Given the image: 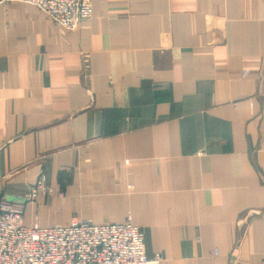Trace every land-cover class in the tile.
<instances>
[{"label":"crops","instance_id":"crops-1","mask_svg":"<svg viewBox=\"0 0 264 264\" xmlns=\"http://www.w3.org/2000/svg\"><path fill=\"white\" fill-rule=\"evenodd\" d=\"M92 3L75 29L0 4V196L44 175L27 226L130 219L149 264H264V0Z\"/></svg>","mask_w":264,"mask_h":264},{"label":"built area","instance_id":"built-area-1","mask_svg":"<svg viewBox=\"0 0 264 264\" xmlns=\"http://www.w3.org/2000/svg\"><path fill=\"white\" fill-rule=\"evenodd\" d=\"M36 6L64 29H75L93 14L92 0H0ZM47 192L45 177L23 199L0 196V264H149L144 230L125 223L77 218L65 225L27 226L25 204ZM157 254L153 261H160Z\"/></svg>","mask_w":264,"mask_h":264}]
</instances>
